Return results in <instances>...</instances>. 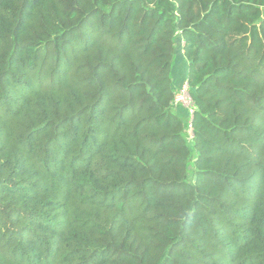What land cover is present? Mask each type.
<instances>
[{"label": "trees", "instance_id": "obj_1", "mask_svg": "<svg viewBox=\"0 0 264 264\" xmlns=\"http://www.w3.org/2000/svg\"><path fill=\"white\" fill-rule=\"evenodd\" d=\"M0 264H264V0H0Z\"/></svg>", "mask_w": 264, "mask_h": 264}, {"label": "crops", "instance_id": "obj_2", "mask_svg": "<svg viewBox=\"0 0 264 264\" xmlns=\"http://www.w3.org/2000/svg\"><path fill=\"white\" fill-rule=\"evenodd\" d=\"M183 46H184V41L183 38L181 36H179L177 38V47L179 49V55H180V62H179V69H177V71H179V79L175 80L176 82L174 83L176 90L180 89L181 86L184 84L185 81H187L188 79V63L184 57L183 54ZM174 81V79H173ZM175 109V111L177 112V114L182 117L184 120L188 119V111L183 108L182 106H175L173 107Z\"/></svg>", "mask_w": 264, "mask_h": 264}, {"label": "built area", "instance_id": "obj_3", "mask_svg": "<svg viewBox=\"0 0 264 264\" xmlns=\"http://www.w3.org/2000/svg\"><path fill=\"white\" fill-rule=\"evenodd\" d=\"M189 85L188 82L185 83L182 88L179 90V92L176 94L175 96V100H174V105L177 106V104L179 103V105L187 107L188 111L190 113V121H189V126H188V138L189 140H192L194 137V132H193V126H192V119L194 116V112H195V105L193 103V100L190 96V92H189Z\"/></svg>", "mask_w": 264, "mask_h": 264}, {"label": "rangeland", "instance_id": "obj_4", "mask_svg": "<svg viewBox=\"0 0 264 264\" xmlns=\"http://www.w3.org/2000/svg\"><path fill=\"white\" fill-rule=\"evenodd\" d=\"M180 55H179V49H178V47L176 46V51H175V60H174V65H173V70H172V77H173V79H174V83L176 82L175 80L177 79H179V71H177V69H179V62H180ZM188 74H189V63H188ZM188 81H185L184 82V84L185 83H187ZM183 84V85H184ZM182 85V86H183ZM182 86H181V88H182ZM180 88V89H181ZM180 89H178V92H179V90ZM177 92V93H178ZM178 106H181V105H179V103L177 104ZM176 105H174V107H175ZM183 108H185L187 111H188V108L187 107H184V106H182ZM188 119H186L185 121L187 122L186 124H187V126H189V121H190V113H189V111H188Z\"/></svg>", "mask_w": 264, "mask_h": 264}]
</instances>
